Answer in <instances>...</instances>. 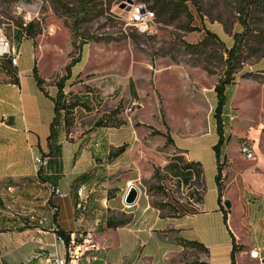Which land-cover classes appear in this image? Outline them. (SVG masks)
I'll return each mask as SVG.
<instances>
[{"label":"crops","instance_id":"crops-1","mask_svg":"<svg viewBox=\"0 0 264 264\" xmlns=\"http://www.w3.org/2000/svg\"><path fill=\"white\" fill-rule=\"evenodd\" d=\"M22 53L16 68L19 85L0 79V120L5 121L0 123V264H46L45 256L58 245L54 225L70 234L77 226L93 232L101 256L109 264H231L234 244L241 247L236 264H264L263 150L253 146L255 157L247 160L240 154V146L225 136L219 159L224 165L225 188L219 203L216 128L212 140L208 131L196 137L179 136L183 140L195 138L194 144L178 142L172 133L173 143L167 145L163 140L166 148L159 151L147 145V132L131 121L120 128L95 129L77 140L66 137L61 127L57 173L52 168L42 169L46 176L42 182L34 159L50 152L53 95H44L32 77V69L26 65L22 68L21 61L27 55L25 49ZM223 123L225 130L224 119ZM122 146L126 151L110 158V153ZM180 158L201 164L204 188L199 202L184 197L195 176L183 170ZM154 169L176 185V193L161 203H169L179 213L153 205L155 197L144 183L150 181ZM54 173V185L67 195L65 198L50 196L47 180ZM131 186L140 194L135 205L127 206L125 197ZM81 188L82 197L78 195ZM226 200L230 209L224 205ZM111 214L128 217V224L108 229ZM182 242H196L208 253ZM253 251H257V258L251 256Z\"/></svg>","mask_w":264,"mask_h":264},{"label":"rangeland","instance_id":"rangeland-1","mask_svg":"<svg viewBox=\"0 0 264 264\" xmlns=\"http://www.w3.org/2000/svg\"><path fill=\"white\" fill-rule=\"evenodd\" d=\"M65 1L73 4V0ZM229 2L216 0L214 6L223 10ZM137 3L139 0H115L110 7L105 5L104 16L80 26L77 44L83 45L77 50L73 47L72 20L54 14L48 0H0V29L16 44L17 23L25 24L30 18L39 25L40 33L34 41H19L22 52L25 49L27 54L21 65L29 69L36 66L46 91L53 96L56 85L66 75V67L73 59H80L72 67L65 87L67 102L80 99L86 105L74 111L72 140L82 137L119 104V118L147 132V145L154 150L163 151V140L166 141V135L172 137V133L178 142L194 144L195 138L183 140L179 136L196 137L206 131L214 139L216 126L214 121L210 122L216 105L214 90L225 70L219 62L211 63L210 71L206 70L198 57L186 53L183 43L196 44L207 31L227 47H231L232 38L225 33L222 23L209 16L201 18L193 8V25L198 28L194 32L180 29L184 20L172 25L153 20L148 23L147 32L142 33L129 25L131 8ZM211 9L205 5L206 12L216 16L218 11ZM249 74L255 78L246 77ZM234 78L235 83L227 89L224 139L230 136L238 146L247 143L264 151V58L244 62ZM3 122L1 119L0 123ZM154 131L161 132L164 139L153 135ZM231 152L236 154L234 147ZM144 184L152 188L154 203H161L177 190L168 178L157 181L152 176ZM201 189L193 183L187 194L183 192L184 197L196 201Z\"/></svg>","mask_w":264,"mask_h":264},{"label":"trees","instance_id":"trees-1","mask_svg":"<svg viewBox=\"0 0 264 264\" xmlns=\"http://www.w3.org/2000/svg\"><path fill=\"white\" fill-rule=\"evenodd\" d=\"M115 0H73V4H69L65 0H48L54 14L60 17H67L72 20L73 31V47L79 49L83 42L77 44L80 37L78 31L81 25L90 21L92 18H99L104 16L106 9L104 6L110 7ZM226 1V0H225ZM147 8L154 13L156 21H160L166 25H172L184 20L185 24L180 29L186 32H194L198 28L193 25L195 15L191 8H193L201 18L209 16L212 21H218L223 24L224 31L232 38L231 47H227L220 41L215 34L207 31L206 36L196 44L183 43L186 53L198 57L205 65V69L209 70V66L213 62H219L224 67V75L220 78L215 87L214 93L216 97V105L214 108L213 119L216 126V131L219 136L217 145L214 147L218 159V174L216 182L218 185L219 203H222V193L224 191V178L222 176L223 166L220 164V148L224 144V123L223 111L227 104V89L235 83L234 75L242 64L251 59L264 58V0H230L228 6L224 4L223 10L216 8V0H139ZM210 6L213 12L207 13L205 5ZM207 9V6H206ZM40 33L39 25L31 21L27 25L24 23H17V30L14 39L18 42L23 38L34 41ZM78 33V34H77ZM76 35V36H75ZM99 41V40H97ZM217 49H214V48ZM80 59H73L71 64L66 67V75L56 85V94L52 96L54 117L50 124V133L48 142L50 152L45 155L50 158L47 170L54 169L57 173V167L60 163V147L57 145L59 129L62 127L65 131L66 137L70 135V129L73 126L74 111L81 105L86 107L80 99L67 102L65 87L66 83L71 78V69ZM0 77L3 81L12 85H19V74L16 68L12 66L10 59L4 58L0 60ZM32 77L35 80L40 91L49 96V93L44 87V79L39 74L37 67L32 68ZM246 77H254L249 74ZM121 112V104L111 113L102 116L93 127L86 131L83 135L90 134L93 130L99 128H120L125 125V121L119 118ZM82 135V136H83ZM153 135L163 134L159 131H154ZM166 144H172V139L169 135L165 136ZM244 144V143H243ZM126 151V146L115 149L110 153V158H117ZM180 163L184 171H192L195 176V182L201 188H204L203 171L199 163H187L180 158ZM54 173V174H55ZM39 180L46 182V177L42 169L38 171ZM57 179V174L48 178L50 188H57L54 181ZM153 179L157 181L163 180L158 169H154ZM151 187L147 186L148 193L151 194ZM160 189V187H158ZM196 202L201 200L200 194L196 197ZM156 208L160 210L168 209L173 214L179 213V210L172 208L169 203H154ZM224 220L226 222V211L224 210ZM129 222L126 216L117 217L111 214L107 220L106 227L108 229H117L124 227ZM57 236L63 237L66 241L69 240L70 233L59 230ZM184 246L197 248L201 252L207 254L208 250L196 242H182ZM241 247L234 244L231 252V264H236V253L240 251Z\"/></svg>","mask_w":264,"mask_h":264},{"label":"built area","instance_id":"built-area-1","mask_svg":"<svg viewBox=\"0 0 264 264\" xmlns=\"http://www.w3.org/2000/svg\"><path fill=\"white\" fill-rule=\"evenodd\" d=\"M33 20H29L25 23L27 25ZM129 25H133L142 33H146L148 29V23L153 21L150 15L145 12V4L137 3L132 6L129 14ZM24 39V38H23ZM23 56L21 47L16 45L14 41L6 37L3 31L0 29V60L4 58L10 59L12 66L17 68L19 62ZM99 147V145H96ZM239 152L247 160L254 159L253 147L247 143L240 146ZM50 158L48 156L36 157L34 164L37 170L45 169L48 166ZM50 196H57L65 198L67 195L59 188H49ZM79 196L84 195V188L79 189ZM56 208H53V213H56ZM53 232L57 236L58 227L52 226ZM57 246L54 245V249L51 253L45 256L46 264H109L106 258L101 256V248L94 240L93 232H85L77 229L75 233L70 234L69 240L66 241L63 237L57 236ZM257 251H253L251 256L257 258ZM39 256V255H38ZM41 256V255H40Z\"/></svg>","mask_w":264,"mask_h":264},{"label":"water","instance_id":"water-1","mask_svg":"<svg viewBox=\"0 0 264 264\" xmlns=\"http://www.w3.org/2000/svg\"><path fill=\"white\" fill-rule=\"evenodd\" d=\"M129 4H133L132 1H128ZM139 189L136 186H131L127 193H126V197H125V204L127 206H133L136 204V202L138 201L139 198ZM224 205L226 207V209H230L231 205L230 203L226 200L224 202Z\"/></svg>","mask_w":264,"mask_h":264},{"label":"bare ground","instance_id":"bare-ground-1","mask_svg":"<svg viewBox=\"0 0 264 264\" xmlns=\"http://www.w3.org/2000/svg\"><path fill=\"white\" fill-rule=\"evenodd\" d=\"M145 12H146L147 15H150V16L153 18V20L155 19L154 13L151 12V11L147 8L146 5H145ZM78 194H79V192H78Z\"/></svg>","mask_w":264,"mask_h":264}]
</instances>
